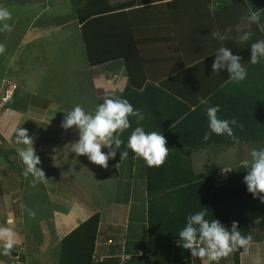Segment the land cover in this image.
Returning a JSON list of instances; mask_svg holds the SVG:
<instances>
[{
  "label": "crops",
  "instance_id": "obj_1",
  "mask_svg": "<svg viewBox=\"0 0 264 264\" xmlns=\"http://www.w3.org/2000/svg\"><path fill=\"white\" fill-rule=\"evenodd\" d=\"M55 1L70 5L66 27L34 28L23 35V43L31 46L17 67L27 71L18 75L2 115L8 158L0 157V227L12 228L18 243L5 255L0 241V264H58L62 238L95 212L99 223L91 264H208L178 246L177 240L159 250L149 238L143 158L133 153L118 167L110 159L103 168L73 152L79 131L75 125L63 128L62 120L75 105L94 112L100 97L127 90L124 98L144 114L139 123L166 138L165 179L192 180L209 172L218 180L226 165L223 150L241 141L202 139L209 130L207 108L219 105L222 111L227 102L224 94L212 95L223 86L225 91L233 87L226 69L212 71L215 51L226 46L246 66L250 43L264 39V30L257 24L245 27L253 35L241 43L236 26L247 24L241 17L249 9L262 12L264 7L253 8V0ZM216 30L229 39L213 38ZM53 33L58 37L55 45L45 39ZM50 49L58 50L51 54ZM34 71L37 78L28 79ZM201 98L208 103L201 104ZM129 119L131 127L121 135L125 141L138 126L134 117ZM17 127L32 137L46 182L34 183L31 174L24 175L18 150L30 145L17 143ZM11 159L19 164L17 172ZM255 222L264 227L260 220L251 222L250 243L219 264H236L237 251V264H264V228L253 234Z\"/></svg>",
  "mask_w": 264,
  "mask_h": 264
},
{
  "label": "clouds",
  "instance_id": "obj_2",
  "mask_svg": "<svg viewBox=\"0 0 264 264\" xmlns=\"http://www.w3.org/2000/svg\"><path fill=\"white\" fill-rule=\"evenodd\" d=\"M12 14L6 7H0V31H11V25L7 23ZM241 19L246 25L238 24V39L241 43L248 42L253 33L244 30L251 24H257L262 30L264 25L260 23L261 12L249 9ZM211 35L218 41L229 39L226 32L212 31ZM250 62L258 63L264 59V39H258L250 43ZM5 51L4 44L0 43V53ZM226 69L232 81L239 83L246 79L247 68L242 63L240 55L233 54L226 46H221L215 51V59L212 63V71L219 73ZM201 104H207L204 98ZM220 106H210L206 110L209 130L202 139L208 141L212 134L227 135L236 139L233 134V126L238 124L236 118L223 119L218 116ZM136 119L137 125L130 133L127 141L121 138L122 133L131 127L129 117ZM144 119V114L123 96L111 93L103 98V102L96 106L94 112L86 111L81 105H75L66 111L62 120L65 129L76 126L79 131V139L73 143V152L77 155H87L88 159L108 168V161L114 159L119 151V163L126 159L131 150L137 156L143 158L148 166H159L164 163L168 156L169 148L167 141L161 132L146 131L139 122ZM17 143L30 145L18 150V156L25 165L24 175L31 174L35 182H46V176L41 167L40 157L33 147V139L28 135L25 128L17 127L14 131ZM123 147V150H121ZM106 148L107 151H102ZM117 164V167L119 165ZM231 169V168H226ZM248 192L253 197H258L264 202V148H253L250 151V160L247 165V174L243 177ZM29 214L35 213L29 210ZM208 210L202 207L199 211L186 216V223L179 231L178 246L190 250L193 257L206 258L208 264H219L221 258L226 257L238 247H244L251 241L250 236L241 234L237 222L233 221L231 227L223 225L218 219L206 218ZM0 241L3 254L7 255L18 243L16 233L10 227H0Z\"/></svg>",
  "mask_w": 264,
  "mask_h": 264
},
{
  "label": "trees",
  "instance_id": "obj_3",
  "mask_svg": "<svg viewBox=\"0 0 264 264\" xmlns=\"http://www.w3.org/2000/svg\"><path fill=\"white\" fill-rule=\"evenodd\" d=\"M255 9L264 7V0L251 1ZM264 24V10L261 12ZM247 77L242 82H229L228 91L224 86L219 88L212 99L224 94V102L220 111L223 119L236 118L238 124L233 126L236 139L227 135L212 134L209 140L217 141H256L264 138V63L246 62ZM125 90L121 96L126 94ZM98 99V104L103 102ZM124 97V96H123ZM121 150H123L121 148ZM129 155H133L130 150ZM119 162V151L113 159ZM165 166H148V234L151 239L175 240L186 223V216L199 211L202 207L208 210V219H218L223 225L231 227L236 221L242 235L250 236V223L255 220L264 222V202L248 192L243 177L247 174V166L239 165L236 173L228 177L224 183L216 185L211 177L197 175V179L178 180L171 184L164 178ZM166 191L161 198L155 193ZM264 195V193H261ZM99 223V213L95 212L74 229L67 233L61 241L58 264H91ZM242 247H238V251ZM235 253V263H238ZM177 264H191L183 260Z\"/></svg>",
  "mask_w": 264,
  "mask_h": 264
},
{
  "label": "rangeland",
  "instance_id": "obj_4",
  "mask_svg": "<svg viewBox=\"0 0 264 264\" xmlns=\"http://www.w3.org/2000/svg\"><path fill=\"white\" fill-rule=\"evenodd\" d=\"M0 7H6L12 14L11 19L7 21V23L11 25V31H0V43L4 44L5 46V51L3 53H0V85L3 82L15 83L17 85L18 75H24V73L27 71L24 69L18 70L17 66L20 60L19 57L26 53V51L28 50L25 49L26 47L29 48L31 46V43H23V35L25 33L27 34L28 31H31V29L34 28L57 30L58 28L61 29L66 27L63 24L66 21V14L69 12L68 9L70 5L66 1L56 2L55 0H44L34 7H30L19 4H12L9 3V0H0ZM55 35L57 34H49V36L45 37V39H51V43L55 45L56 41L58 40V37ZM55 50L50 49L49 51L51 54H55ZM62 51H64V48H62L60 52ZM260 62L264 63V59H262V61ZM34 78H37L36 71H34L32 74H29L28 76V79ZM8 103L0 106V157L2 154H5V159L8 158V149L6 147H3L1 125L2 115L6 110V107L10 105V103ZM253 148H264V138L256 141H241L231 144L230 147H228L226 150H223V155L225 156V158H223L222 161L224 165H226L220 168L221 170L219 169V172L217 170L214 172H218V174H221L219 179L213 180L214 174L211 175V173L209 172L207 174L204 173L205 176L211 177L212 181L216 185L224 183L228 177L233 176L236 173L239 165H248V161L250 160V151ZM9 162L15 169V172H17L19 168V164L17 163V161L11 159ZM197 175H195V177H197ZM174 183H176V181H171V184ZM165 194L166 191H162L160 193H155L154 197L161 198L165 196ZM258 223L259 222H255L253 224V234L264 228L258 225ZM262 224L264 226L263 221ZM152 240L154 243L157 242L159 250H165V247L169 246V240ZM175 240L173 239V241ZM107 242H111V240H107Z\"/></svg>",
  "mask_w": 264,
  "mask_h": 264
},
{
  "label": "built area",
  "instance_id": "obj_5",
  "mask_svg": "<svg viewBox=\"0 0 264 264\" xmlns=\"http://www.w3.org/2000/svg\"><path fill=\"white\" fill-rule=\"evenodd\" d=\"M17 85L15 83L3 82L0 85V106H3L10 102L13 97L14 91Z\"/></svg>",
  "mask_w": 264,
  "mask_h": 264
},
{
  "label": "water",
  "instance_id": "obj_6",
  "mask_svg": "<svg viewBox=\"0 0 264 264\" xmlns=\"http://www.w3.org/2000/svg\"><path fill=\"white\" fill-rule=\"evenodd\" d=\"M43 0H9V3L19 4V5H27L32 3L41 2Z\"/></svg>",
  "mask_w": 264,
  "mask_h": 264
}]
</instances>
